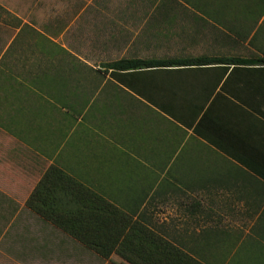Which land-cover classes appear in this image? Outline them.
<instances>
[{"label":"crops","instance_id":"0c3cea01","mask_svg":"<svg viewBox=\"0 0 264 264\" xmlns=\"http://www.w3.org/2000/svg\"><path fill=\"white\" fill-rule=\"evenodd\" d=\"M80 2L54 8L63 16L53 23L23 21L16 9L0 21V173L17 178L9 189L30 191L28 200L56 169L131 221L173 212L184 224L172 236L189 239L176 246L198 261L264 264V65L107 67L262 59L264 0ZM181 19L188 42L222 47V55L127 53L151 44L152 30L164 31L167 44ZM201 155L215 165L195 167Z\"/></svg>","mask_w":264,"mask_h":264},{"label":"rangeland","instance_id":"374dc122","mask_svg":"<svg viewBox=\"0 0 264 264\" xmlns=\"http://www.w3.org/2000/svg\"><path fill=\"white\" fill-rule=\"evenodd\" d=\"M80 1L0 0V21H9L5 18L6 9H16V16L23 21L53 23L63 16V11L53 15L54 8L84 5ZM158 17L155 14L147 15L151 22ZM171 17L174 18V15ZM188 21L181 19L179 24L175 20L169 23L172 27L167 33V44L162 39L164 31L152 30L150 36L154 40L151 44L126 47L127 53L167 57L189 53L221 56L216 52L222 47L217 46L218 50L215 51L217 47L212 45L197 46L188 42L191 37ZM181 22L184 30L175 31V27L183 26ZM170 38L179 39L172 43ZM204 105L205 101H200L198 109L201 110ZM190 108L196 107L191 105ZM194 163L200 169L215 165L212 158L202 155ZM2 176L7 181H0V264H205L175 245L172 234L184 223H177L173 212H167L162 216L163 220L156 215L155 221H151L152 229L141 221H107L102 214L109 207L102 206L99 207L102 209L100 215L93 211L97 206H89L91 212L88 210L80 221L62 213L52 216L29 204V194L23 196L30 191L9 189L16 186L12 183L17 181L15 174L0 173V178ZM17 185L21 187L23 184Z\"/></svg>","mask_w":264,"mask_h":264},{"label":"trees","instance_id":"16d2710c","mask_svg":"<svg viewBox=\"0 0 264 264\" xmlns=\"http://www.w3.org/2000/svg\"><path fill=\"white\" fill-rule=\"evenodd\" d=\"M261 66L264 65L262 59H240V58H216V57H197L186 59L171 60H123L107 65L109 69L116 71H137L144 69H166L173 67H207V66ZM29 204L45 211L47 214L62 213L74 218L77 221L83 220L84 214L89 210V206H97L93 209L94 213L102 212V207H109L105 210L103 219L110 222H130L129 217L106 203L96 193L88 191L83 185L72 177L63 174L61 171L52 169L37 188L33 191L29 198ZM89 208V209H88ZM91 212V211H90ZM71 219V218H70ZM134 222V221H131ZM152 229L150 221H141ZM147 223V224H146ZM149 224V225H148ZM178 245L185 247L189 244V239L172 238ZM178 240V241H177ZM175 244V243H174ZM176 245V244H175ZM190 254V253H189ZM191 255V254H190Z\"/></svg>","mask_w":264,"mask_h":264}]
</instances>
